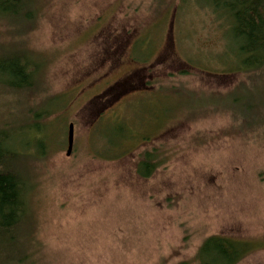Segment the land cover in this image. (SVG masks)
<instances>
[{
    "label": "rangeland",
    "instance_id": "obj_1",
    "mask_svg": "<svg viewBox=\"0 0 264 264\" xmlns=\"http://www.w3.org/2000/svg\"><path fill=\"white\" fill-rule=\"evenodd\" d=\"M35 6V25L21 34L0 24V41L35 57L39 85L27 104L59 97L47 131H29L48 155L29 163L31 244L22 264H201L212 235L252 243L237 264H264V118L239 130L232 94L251 83L223 71L236 66L226 24L198 0ZM260 87L264 102V78ZM18 103L0 97V114ZM97 117L101 135L106 122L126 130L115 159L103 156L102 136L90 137ZM145 151L158 164L148 178L137 172Z\"/></svg>",
    "mask_w": 264,
    "mask_h": 264
},
{
    "label": "trees",
    "instance_id": "obj_2",
    "mask_svg": "<svg viewBox=\"0 0 264 264\" xmlns=\"http://www.w3.org/2000/svg\"><path fill=\"white\" fill-rule=\"evenodd\" d=\"M36 1L0 0V24L6 25L11 34H21V30L32 28L37 17ZM198 1L207 4L226 24L225 44L229 43L228 50L236 66L225 67L223 71L246 74L250 80L251 85L246 89L235 88L239 89L232 94L235 97L231 105L236 112L235 119L241 121L239 130L250 132L255 125L253 121L264 118L260 111L264 102L258 94L260 81L264 78V0ZM20 49L16 43L0 41V85L3 86L0 97L14 99L20 104V107L11 108L9 113L5 111L0 114V118L7 119L0 128V264H22L29 260L27 249L31 242L28 237L24 238L27 229L30 237L32 226L27 218L30 208L26 195L31 186L29 163L33 158L41 160L48 155L47 145L39 137H30L29 131L45 133L50 116L58 113L49 107L59 97L37 107L27 104V96L35 92L39 83L33 70L35 57ZM250 96L253 98L250 99ZM100 118L97 117L98 120L92 123L90 137L95 139L102 136L104 150L109 153L103 156L115 159L121 155L114 152L118 146L117 138L124 136L126 130L122 125L106 122L109 128L104 129L101 135ZM35 141L42 149L36 156ZM19 145L24 149L22 152L18 149ZM127 148L134 149L130 146ZM153 155L148 151L141 154L137 172L142 177H150L158 167ZM254 249L251 242L212 235L202 243L198 260L201 264H237Z\"/></svg>",
    "mask_w": 264,
    "mask_h": 264
},
{
    "label": "water",
    "instance_id": "obj_3",
    "mask_svg": "<svg viewBox=\"0 0 264 264\" xmlns=\"http://www.w3.org/2000/svg\"><path fill=\"white\" fill-rule=\"evenodd\" d=\"M74 145V124L69 125V134H68V150L67 155L70 156L73 150Z\"/></svg>",
    "mask_w": 264,
    "mask_h": 264
},
{
    "label": "bare ground",
    "instance_id": "obj_4",
    "mask_svg": "<svg viewBox=\"0 0 264 264\" xmlns=\"http://www.w3.org/2000/svg\"><path fill=\"white\" fill-rule=\"evenodd\" d=\"M166 99V98H165Z\"/></svg>",
    "mask_w": 264,
    "mask_h": 264
}]
</instances>
